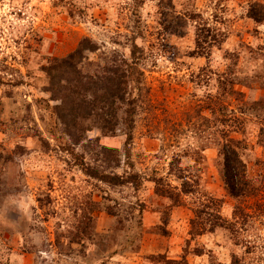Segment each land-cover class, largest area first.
<instances>
[{"label": "rangeland", "instance_id": "374dc122", "mask_svg": "<svg viewBox=\"0 0 264 264\" xmlns=\"http://www.w3.org/2000/svg\"><path fill=\"white\" fill-rule=\"evenodd\" d=\"M0 264H264V0H0Z\"/></svg>", "mask_w": 264, "mask_h": 264}, {"label": "trees", "instance_id": "16d2710c", "mask_svg": "<svg viewBox=\"0 0 264 264\" xmlns=\"http://www.w3.org/2000/svg\"><path fill=\"white\" fill-rule=\"evenodd\" d=\"M96 50V45L89 39H83L79 42L76 50L68 55L66 58L61 60H54L47 68H45V72L52 71H63L64 69H68L70 67L77 66L80 59L83 57V53L86 51L93 52ZM123 64L127 67L126 70H119L115 68L113 71V76L111 81H109V85H107V81L105 80L104 84H100V91L104 92L101 96L99 103L102 104L100 107V111L103 110V105L109 102V110L108 116L105 117L100 115L97 123L99 128L106 133H115L120 126H126L129 133L131 134L133 122L128 119V117L124 118L123 116H119L122 111L123 114L126 113L128 116L129 110L131 107V100L128 98V86L129 83L134 82V76L138 72L136 68L129 66L125 62ZM140 75V74H139ZM132 82V83H133ZM77 91L86 92L88 90L87 83L81 84L80 81L77 82V85L74 86ZM80 92H75L74 94H80ZM79 109L87 110L89 108V104L84 101L77 103ZM73 107V106H72ZM71 107V113L74 114L73 118H75L74 109ZM123 109L125 111H123ZM129 134V137H130ZM130 139V138H128ZM224 155V182L226 184L227 190L232 196H240L243 194V189L245 188V183H243L244 187L236 186L235 179L241 178L245 179V167L243 163L239 160L238 154L234 149L226 150ZM230 155V156H229ZM240 184V183H239Z\"/></svg>", "mask_w": 264, "mask_h": 264}]
</instances>
